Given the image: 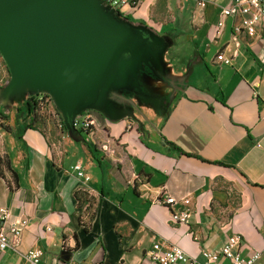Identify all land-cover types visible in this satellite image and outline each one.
Here are the masks:
<instances>
[{"label":"crops","instance_id":"0c3cea01","mask_svg":"<svg viewBox=\"0 0 264 264\" xmlns=\"http://www.w3.org/2000/svg\"><path fill=\"white\" fill-rule=\"evenodd\" d=\"M142 1L140 12L150 14L159 0ZM168 1L164 12L173 10L180 35L153 48L144 32L123 36L110 75L135 93L136 106L98 90L105 105L91 103V133L72 128V103L44 83L29 91L54 94L62 118L41 129L19 102L13 74L4 84L0 70V208L10 212L7 223L28 220L0 264H26L33 249L50 264H154L155 243L204 262L203 250L221 251L234 235L242 258L259 252L256 264H264V23L236 41L233 17L220 32L217 25L232 0ZM219 51L230 64L216 61ZM101 130L119 155L95 145ZM167 194L191 199L187 225L157 201Z\"/></svg>","mask_w":264,"mask_h":264},{"label":"water","instance_id":"95a60500","mask_svg":"<svg viewBox=\"0 0 264 264\" xmlns=\"http://www.w3.org/2000/svg\"><path fill=\"white\" fill-rule=\"evenodd\" d=\"M100 2L0 0V49L18 86L24 76L33 75L35 85L51 86L67 103L73 105L75 95L79 101L105 105L96 95L94 72L85 69L86 63L103 76L123 57L127 45L123 36H137L115 18L107 19ZM150 44L153 48V41ZM93 53L104 65L94 61Z\"/></svg>","mask_w":264,"mask_h":264},{"label":"rangeland","instance_id":"374dc122","mask_svg":"<svg viewBox=\"0 0 264 264\" xmlns=\"http://www.w3.org/2000/svg\"><path fill=\"white\" fill-rule=\"evenodd\" d=\"M159 2V3H158ZM156 4V7L151 10L150 14L142 13L140 10L143 8L144 5H147V1L142 0H135L133 1H127L125 4H121L115 12L109 13L108 8V2H104L101 0V2L98 4L101 6V8L106 13L105 17L109 20L112 18H115L117 21L122 23V25H130L133 26V21L136 20V25H134L135 32H144L143 34L151 39V42L153 41L154 45L159 43H165V42H171L173 39L178 37L180 35L179 32L175 29L176 27H173L172 19L175 16V13L172 11L164 12V9L167 8V5L169 3L168 0H159ZM130 7V8H128ZM126 8L130 9L127 10ZM169 9V8H168ZM122 11V12H121ZM164 12V13H162ZM139 13V14H137ZM159 15H162L159 17ZM174 18V19H175ZM168 21L167 24H164L165 27L162 26L161 22ZM102 38V37H101ZM106 38V37H103ZM102 38V39H103ZM178 51V50H176ZM188 49L184 51L181 57H184L185 54H188ZM182 59V58H181ZM175 64L177 62L175 61ZM12 66L9 62V60L5 57V54H3L2 50L0 49V70H3L6 74V77L4 79V84H9L12 76L11 72ZM85 69H91L94 72V78L93 83L97 85L99 91H101L102 95L109 96L110 100L113 102L120 104V103H127L128 105H133L134 102L132 101V96L135 95L134 92L130 90H124L121 87L117 86L115 84V79L112 78L110 75V70L106 69L103 72V76L99 74L98 70L93 67L91 63H86ZM108 70V71H107ZM111 83V85H110ZM22 86L20 87V96H19V102L21 104H25L24 107L30 108L32 112L37 116V126H39L43 130H48L50 128V124H57L59 118H62V114L58 111L57 108H53L51 106V101H55L57 98L54 94L48 93V94H35L34 92L29 91L33 85H35V81L33 79V75L31 76H24L21 80ZM23 91V92H22ZM29 91V92H28ZM73 102V112L71 114V117L73 118L72 121V128H76L79 131H82V122L89 114H94L96 110H91L92 105L90 102H83L79 101V98H77L75 95L72 98ZM76 106H79L78 108ZM138 108V107H136ZM92 119V118H91ZM93 120V119H92ZM76 123V125L73 124ZM96 125L95 120L93 121V125L91 127V131L94 130ZM71 126V125H70ZM103 129V128H102ZM103 130H101L102 132ZM103 133V132H102ZM95 145L97 147L103 148V145H107L106 150L107 151H115L116 154L119 155V147L114 142H106L104 133L102 138H98L97 136H94Z\"/></svg>","mask_w":264,"mask_h":264},{"label":"built area","instance_id":"2783aa9c","mask_svg":"<svg viewBox=\"0 0 264 264\" xmlns=\"http://www.w3.org/2000/svg\"><path fill=\"white\" fill-rule=\"evenodd\" d=\"M108 2V6L116 11L121 5L127 1L135 0H104ZM203 4V3H202ZM229 17L235 19L233 31L234 39L237 41V34L245 32L247 34H255L259 31L260 26L264 23V0H232L226 6L221 7L218 20V28L223 29L226 20ZM238 45V43H236ZM216 61L220 64H230L231 57L225 51H219L216 55ZM74 125L76 123L73 122ZM93 120L90 116L86 117L82 122V130L91 133ZM75 127V126H74ZM79 168V166H77ZM164 205L171 207V218L175 223L187 225L188 217L191 209V199L183 197L177 199L172 195H165L157 200ZM177 206V209L172 207ZM10 212L7 208H0V253L9 248H15L20 242L28 220L26 218L18 219L12 222L7 220ZM240 238L237 235L230 237L221 251L203 250L205 257L204 262H199L188 255L180 246L174 245L164 249L160 243H155L149 253L150 259L154 264H209L212 261H218L221 256L230 258L232 264H256L260 259V253L255 252L248 259L242 258L234 247L239 244ZM42 250H30L25 258L26 264H50L41 259Z\"/></svg>","mask_w":264,"mask_h":264},{"label":"bare ground","instance_id":"6f19581e","mask_svg":"<svg viewBox=\"0 0 264 264\" xmlns=\"http://www.w3.org/2000/svg\"><path fill=\"white\" fill-rule=\"evenodd\" d=\"M113 47V45L111 44V48ZM110 48V47H109ZM93 59H94V61H96V62H98V63H100V64H102L103 62L102 61H100V59H98V57L95 55V53H93ZM103 65H104V63H103ZM90 75V77H92V73L91 74H89Z\"/></svg>","mask_w":264,"mask_h":264},{"label":"trees","instance_id":"16d2710c","mask_svg":"<svg viewBox=\"0 0 264 264\" xmlns=\"http://www.w3.org/2000/svg\"><path fill=\"white\" fill-rule=\"evenodd\" d=\"M34 118H37V116L35 115ZM31 126H33V123H30V124L27 125V127H31ZM181 152H182V154H186V155H187V153H185V152H183V151H181ZM188 155H189V154H188Z\"/></svg>","mask_w":264,"mask_h":264}]
</instances>
